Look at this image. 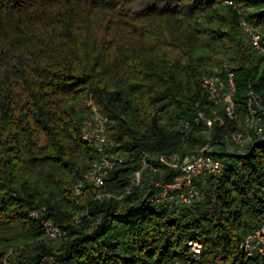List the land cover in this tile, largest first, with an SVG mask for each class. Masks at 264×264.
Masks as SVG:
<instances>
[{"label": "trees", "instance_id": "16d2710c", "mask_svg": "<svg viewBox=\"0 0 264 264\" xmlns=\"http://www.w3.org/2000/svg\"><path fill=\"white\" fill-rule=\"evenodd\" d=\"M244 23L264 48V0H0V264H264L241 245L264 217V125L243 149L213 151L222 169L195 180L192 202L150 186L173 173L162 155L210 142L195 121L213 110L204 73H234L238 126L249 87L264 97ZM93 106L123 161L78 196L97 158L83 138ZM145 154L161 169L131 188ZM42 207L66 230L57 242L30 216Z\"/></svg>", "mask_w": 264, "mask_h": 264}, {"label": "built area", "instance_id": "2783aa9c", "mask_svg": "<svg viewBox=\"0 0 264 264\" xmlns=\"http://www.w3.org/2000/svg\"><path fill=\"white\" fill-rule=\"evenodd\" d=\"M244 29L251 32L250 27L245 23ZM253 37L255 46L264 52V48L260 46L259 37L257 35H253ZM225 68L226 70L223 74L217 72L203 74L202 86L208 93L209 99L213 104V110L211 116L200 112L195 121L197 123L200 120L204 121L207 126L205 131H211L216 126L219 129H224L225 132H221L217 138L221 139V145L228 152L233 153L236 149L241 150L246 147L251 140V131L256 134L263 133L264 97L252 86L249 87L247 91V112L243 123L238 126L239 114L235 103L236 81L234 73L228 70L227 67ZM108 121V117L94 106L83 121V138L95 147L97 158L93 161L91 170L77 182L75 193L78 196L84 193L87 183L97 187L102 186L111 170L123 161L122 155L115 154L109 150L113 145V139L108 135ZM184 127L188 135L189 121L185 122ZM212 153L213 145L206 144L185 157H182L180 152L162 155L160 160L166 163L173 173L166 179L151 181L153 199L158 201H178L177 199L179 198L184 203L192 202L197 195L195 180L204 173H218L222 169V160ZM160 169V165L152 161L149 154H145L142 168L135 173L131 188L141 183L145 170L158 172ZM44 219L42 223L49 239L57 240L66 235V230L52 220ZM79 219L78 217L77 220ZM188 245L196 257L202 253V243L199 240H189ZM241 245L248 255H252L255 252L264 255V217L255 229L244 236Z\"/></svg>", "mask_w": 264, "mask_h": 264}, {"label": "rangeland", "instance_id": "374dc122", "mask_svg": "<svg viewBox=\"0 0 264 264\" xmlns=\"http://www.w3.org/2000/svg\"><path fill=\"white\" fill-rule=\"evenodd\" d=\"M251 29V28H250ZM246 34H247V36L250 38V39H252V42H253V35H257L258 37H259V35L257 34V32L255 31V30H253V29H251V32H248L247 30H243ZM253 44H254V42H253ZM255 45V44H254ZM245 117V116H244ZM244 119V118H243ZM212 131V130H211ZM211 131H209L208 130V132H206V134H207V137L209 138V140H210V142L208 143V144H211V143H213L212 145H213V151H215V150H219V149H221V139H219V138H217V137H215V136H213V132H211ZM264 136V135H263ZM264 138V137H263ZM207 144V145H208ZM206 145V144H205ZM201 146H203V145H201ZM200 147V146H199ZM198 147V148H199ZM240 149H236V151H239ZM83 195V194H82ZM81 196V195H80ZM99 196H101L102 197V195H98V196H96L97 198H101V197H99ZM46 212H47V207H42V208H35V209H33L32 211H31V214H30V216L32 217V218H34L36 221H38L39 223H40V225H42V228H43V231H44V236H45V238H47V239H49L47 236H46V233H45V228L43 227V220H45L44 219V216H45V214H46ZM78 218V216H76V219ZM48 219H50V220H52V218H48ZM53 221V220H52ZM54 222V221H53ZM55 223V222H54ZM60 239H62V238H60ZM60 239H57V240H52V241H54V242H57V241H59ZM49 240H51V239H49Z\"/></svg>", "mask_w": 264, "mask_h": 264}]
</instances>
